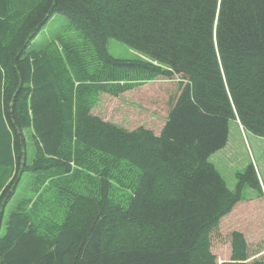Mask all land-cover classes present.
I'll return each mask as SVG.
<instances>
[{
	"label": "trees",
	"instance_id": "trees-1",
	"mask_svg": "<svg viewBox=\"0 0 264 264\" xmlns=\"http://www.w3.org/2000/svg\"><path fill=\"white\" fill-rule=\"evenodd\" d=\"M14 14L11 0H0V168L18 170L0 193V264H264L248 261L237 231L229 260L212 253L220 222L253 208L238 205L242 189L262 188L252 164L232 191L209 161L227 145L231 121L264 139V0H37ZM55 15L95 55L86 62V48L63 45L72 74L58 68L54 42L29 49ZM110 39L138 59L113 58ZM174 77L180 93L158 135L91 115L99 93ZM28 171L69 195L54 237L26 209L5 217Z\"/></svg>",
	"mask_w": 264,
	"mask_h": 264
},
{
	"label": "rangeland",
	"instance_id": "rangeland-1",
	"mask_svg": "<svg viewBox=\"0 0 264 264\" xmlns=\"http://www.w3.org/2000/svg\"><path fill=\"white\" fill-rule=\"evenodd\" d=\"M36 1L11 0V5L15 14L17 12L20 16L26 13L29 5L31 6ZM69 24L65 17L53 16L31 43L29 49H42L48 43L54 42L53 56L60 58L63 62L58 68L64 67L67 73L72 74V69L66 60L67 57L64 56L66 53L65 51L62 53L63 49L61 51L63 45L69 46L70 51L75 54H79L82 48H86L84 51L86 62H94L95 55L92 46L84 45L86 41L80 36L81 34L79 35L70 28ZM107 49L108 53L116 59L135 60L139 57L135 51L114 39L108 40ZM72 60L74 63L76 58L72 57ZM179 81V77H174L171 80L159 79L146 82L117 97L99 93L92 106L91 115L127 131L142 127L158 135L164 126L171 105L180 93ZM24 135L27 144L26 163L31 164L34 157L33 132L27 129L24 130ZM209 161L232 191L237 186V174L243 173L247 166L252 164L262 188V195L247 185L242 189L243 200L238 205L253 208H240L234 212V216L231 215L220 222L219 227L211 235L212 253L216 256L218 263L229 260L231 233L237 231L242 233L246 239L248 261L264 260V139L244 131L238 121H231L226 147L213 154ZM17 172L16 168L7 170L0 168V193L3 188L14 181L13 176ZM84 173L81 171L76 178L83 179ZM39 176L40 174L34 171L20 173L14 195L4 213L7 218L12 211L26 209L32 215L38 231L54 237L65 220L68 207L66 200L69 195L62 194L64 188L61 185L59 188L62 190L54 188L51 180L40 186ZM72 186L73 184L69 185V190ZM127 191L117 188L115 195L124 200Z\"/></svg>",
	"mask_w": 264,
	"mask_h": 264
},
{
	"label": "bare ground",
	"instance_id": "bare-ground-1",
	"mask_svg": "<svg viewBox=\"0 0 264 264\" xmlns=\"http://www.w3.org/2000/svg\"><path fill=\"white\" fill-rule=\"evenodd\" d=\"M57 72V71H56ZM122 234V233H121ZM134 243H135V241H134Z\"/></svg>",
	"mask_w": 264,
	"mask_h": 264
},
{
	"label": "crops",
	"instance_id": "crops-1",
	"mask_svg": "<svg viewBox=\"0 0 264 264\" xmlns=\"http://www.w3.org/2000/svg\"><path fill=\"white\" fill-rule=\"evenodd\" d=\"M228 138H229V136H228ZM228 142V141H227ZM226 147V146H225Z\"/></svg>",
	"mask_w": 264,
	"mask_h": 264
}]
</instances>
